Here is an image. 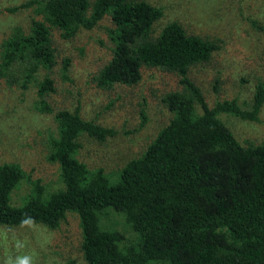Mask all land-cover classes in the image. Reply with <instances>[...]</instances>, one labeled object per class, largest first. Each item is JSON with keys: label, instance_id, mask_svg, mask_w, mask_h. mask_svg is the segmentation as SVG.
<instances>
[{"label": "trees", "instance_id": "obj_1", "mask_svg": "<svg viewBox=\"0 0 264 264\" xmlns=\"http://www.w3.org/2000/svg\"><path fill=\"white\" fill-rule=\"evenodd\" d=\"M40 13L42 20H33L27 33L15 29L4 41L0 79L26 87L40 69L46 70L37 83L43 108L50 109L47 98L54 91L48 75L56 64L53 31L70 38L105 15L113 24L107 30L113 48L94 75L100 88L137 84L143 66L176 74L182 88L162 98L173 113L169 123L114 179L102 168L90 170L75 156L81 134L101 141L114 131L82 119L78 108L57 110L59 134L50 140L47 157L59 165L64 188L42 196L36 187L35 194L14 206L10 194L23 170L1 164L0 224L32 220L52 228L74 211L87 264H264V138L243 146L217 116L229 112L256 120L264 82L257 83L250 110L234 100L210 107L205 84L191 73L212 59L217 41L187 34L176 21L152 35L163 12L144 0H44ZM62 63L67 69L68 59ZM108 208L124 214L137 235L134 243L122 247L119 231L101 228L99 215Z\"/></svg>", "mask_w": 264, "mask_h": 264}, {"label": "rangeland", "instance_id": "obj_2", "mask_svg": "<svg viewBox=\"0 0 264 264\" xmlns=\"http://www.w3.org/2000/svg\"><path fill=\"white\" fill-rule=\"evenodd\" d=\"M162 9L153 23L152 35L176 21L187 34L217 41L218 49L206 64L192 70V78L204 83L210 107L222 100H234L250 110L256 85L264 82V0H144ZM44 0H0V56L4 41L15 29L27 33L33 20H42ZM24 5V6H22ZM113 26L105 15L91 29H80L70 38L53 31L56 64L51 71L54 91L47 98L50 109L39 102L36 79L8 82L0 79V165H18L24 177L12 190L10 202L23 203L27 195L42 196L64 188L59 165L48 159L50 140L59 131L54 120L57 110L79 109L82 119L111 128L104 140L81 134L75 156L90 170L102 168L114 179L130 159L140 156L173 117L162 101L169 91L181 89L179 77L156 67L143 66L140 81L132 86L115 84L100 88L98 68L112 55L107 30ZM68 59L63 70V60ZM218 79L217 91L214 83ZM199 112V110H198ZM218 118L243 146L256 145L264 138V102L256 120L242 119L229 112ZM102 229H116L123 236L121 246L134 243L137 235L121 212L110 208L99 215ZM81 229L76 212L68 211L56 227L28 220L17 225L0 224V264H87L80 249ZM146 264H167L149 261Z\"/></svg>", "mask_w": 264, "mask_h": 264}]
</instances>
